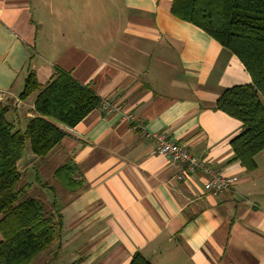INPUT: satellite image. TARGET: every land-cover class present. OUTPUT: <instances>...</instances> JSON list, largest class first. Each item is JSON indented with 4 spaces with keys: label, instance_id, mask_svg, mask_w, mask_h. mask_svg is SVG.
Returning a JSON list of instances; mask_svg holds the SVG:
<instances>
[{
    "label": "crops",
    "instance_id": "1",
    "mask_svg": "<svg viewBox=\"0 0 264 264\" xmlns=\"http://www.w3.org/2000/svg\"><path fill=\"white\" fill-rule=\"evenodd\" d=\"M171 4L0 0V107L15 130L37 116V93L19 97L29 73L45 85L59 68L117 109L100 106L72 128L56 124L61 142L17 164L27 194L61 216V239L42 264H130L136 252L151 264H264V151L246 169L231 145L241 122L215 109L224 90L251 77ZM149 132L237 177L232 190L212 196L201 174L177 181L180 168L152 154ZM65 163L70 191L53 178Z\"/></svg>",
    "mask_w": 264,
    "mask_h": 264
},
{
    "label": "trees",
    "instance_id": "2",
    "mask_svg": "<svg viewBox=\"0 0 264 264\" xmlns=\"http://www.w3.org/2000/svg\"><path fill=\"white\" fill-rule=\"evenodd\" d=\"M171 14L201 29L244 65L251 83L222 92L215 109L236 118L242 131L232 142L233 153L246 169L255 167L254 157L264 151V0H172ZM37 93L34 111L23 132L6 119L0 107V264H33L61 239L59 210H51L27 194L17 164L28 141L31 153L44 158L64 137L56 124L72 128L101 100L70 74L55 68L45 85L29 73L20 99ZM69 163L58 167L53 178L70 191L76 188ZM24 181V185L19 186ZM130 264H151L140 253Z\"/></svg>",
    "mask_w": 264,
    "mask_h": 264
},
{
    "label": "built area",
    "instance_id": "3",
    "mask_svg": "<svg viewBox=\"0 0 264 264\" xmlns=\"http://www.w3.org/2000/svg\"><path fill=\"white\" fill-rule=\"evenodd\" d=\"M101 107L103 112L107 114L117 110L116 106L111 102H104ZM127 119L133 123L135 122L132 116H127ZM133 128L142 129L136 122ZM144 135L154 145L152 154L162 155L171 164L180 168L175 176L177 181H183L191 174H201L205 178L203 183L204 191L216 197L230 192L235 182H237V177L220 174L210 163H205L198 159L187 147L171 140L165 133L149 132Z\"/></svg>",
    "mask_w": 264,
    "mask_h": 264
},
{
    "label": "rangeland",
    "instance_id": "4",
    "mask_svg": "<svg viewBox=\"0 0 264 264\" xmlns=\"http://www.w3.org/2000/svg\"><path fill=\"white\" fill-rule=\"evenodd\" d=\"M24 153V156H27L28 154H32L31 153V150H30V145H29V142L27 141L26 143H25V149H24V151H23ZM31 172V171H30ZM30 177H32V176H30ZM29 177V178H30ZM23 180V179H22ZM22 185H24V181H21L20 182V184H19V186L21 187ZM47 203V202H46ZM46 207L47 208H49V203H47L46 204ZM43 262H45V258L44 257H38L36 260H35V262L33 263V264H42Z\"/></svg>",
    "mask_w": 264,
    "mask_h": 264
}]
</instances>
